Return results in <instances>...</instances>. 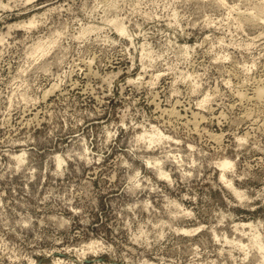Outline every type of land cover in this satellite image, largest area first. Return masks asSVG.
<instances>
[{"label":"rangeland","instance_id":"rangeland-1","mask_svg":"<svg viewBox=\"0 0 264 264\" xmlns=\"http://www.w3.org/2000/svg\"><path fill=\"white\" fill-rule=\"evenodd\" d=\"M260 8L0 0V264H264Z\"/></svg>","mask_w":264,"mask_h":264},{"label":"bare ground","instance_id":"bare-ground-1","mask_svg":"<svg viewBox=\"0 0 264 264\" xmlns=\"http://www.w3.org/2000/svg\"><path fill=\"white\" fill-rule=\"evenodd\" d=\"M261 9V8H260ZM264 10V9H263ZM262 9H261V11H263ZM260 11V10H259ZM255 13V12H254ZM244 14H245V12H244ZM247 14V13H246ZM250 14V13H249ZM258 14V13H257ZM249 16V15H248ZM248 16H246L247 18H248ZM260 16H262V15H260ZM245 17V18H246ZM250 17V16H249ZM251 17H254V16H251ZM257 17V16H256ZM255 17V18H256ZM255 18H253V21L256 23L257 21L258 22H260V20H263L262 18H260V17H258L256 20L257 21H255L254 19ZM246 20H248V19H246ZM250 20V19H249ZM242 21V20H241ZM251 21H252V19H251ZM245 22H247V21H245ZM249 22V21H248ZM247 22V23H248ZM253 22V23H254ZM254 23V24H255ZM261 23V22H260ZM115 24V23H114ZM123 25V24H122ZM122 25H120V23L119 24H116V27L115 28H117V30L120 32V33H122V34H125L126 33V29H125V27L124 26H122ZM264 25V24H263ZM257 26V25H256ZM44 49H39V53H41V54H44ZM262 80V79H261ZM257 82V81H256ZM261 83V82H260ZM240 95V94H239ZM246 95V94H245ZM252 97V96H251ZM254 97H255V99H259V100H261L262 98L264 99V80L262 81V84L261 85H259V87L257 86V88L254 90ZM240 98H241V96H240ZM243 98V97H242ZM241 98V99H242ZM245 98V97H244ZM247 98V97H246ZM249 98V97H248ZM253 98V97H252ZM251 98V99H252ZM254 99V98H253ZM241 101V100H240ZM249 101V100H248ZM258 102V101H257ZM262 102V101H261ZM248 103V102H247ZM258 104V103H257ZM172 112V111H171ZM247 112V111H246ZM251 112V111H250ZM172 114V113H171ZM174 114V113H173ZM197 125H198V123H197ZM158 138H161V136L160 135H158L157 134V138H152L151 140L152 141H154V140H156V139H158ZM215 139V138H214ZM220 139V138H219ZM217 140V139H216ZM219 141V140H218ZM221 166L226 170L227 168H231V163H229V162H227V161H225V162H223L222 164H221ZM161 174V173H160ZM164 175V174H163Z\"/></svg>","mask_w":264,"mask_h":264}]
</instances>
